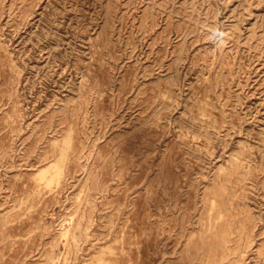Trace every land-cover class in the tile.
<instances>
[{"label": "rangeland", "instance_id": "rangeland-1", "mask_svg": "<svg viewBox=\"0 0 264 264\" xmlns=\"http://www.w3.org/2000/svg\"><path fill=\"white\" fill-rule=\"evenodd\" d=\"M0 264H264V0H0Z\"/></svg>", "mask_w": 264, "mask_h": 264}]
</instances>
